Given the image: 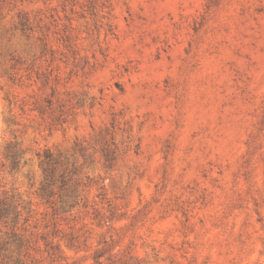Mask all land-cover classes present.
<instances>
[{
    "label": "rangeland",
    "instance_id": "1",
    "mask_svg": "<svg viewBox=\"0 0 264 264\" xmlns=\"http://www.w3.org/2000/svg\"><path fill=\"white\" fill-rule=\"evenodd\" d=\"M0 264H264V0H0Z\"/></svg>",
    "mask_w": 264,
    "mask_h": 264
}]
</instances>
